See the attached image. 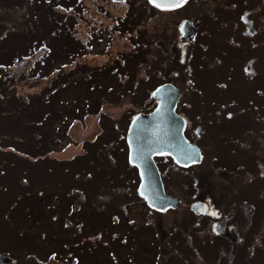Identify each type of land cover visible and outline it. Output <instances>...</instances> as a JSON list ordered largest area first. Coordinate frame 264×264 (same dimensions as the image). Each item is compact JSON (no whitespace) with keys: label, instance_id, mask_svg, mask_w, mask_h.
<instances>
[{"label":"rangeland","instance_id":"1","mask_svg":"<svg viewBox=\"0 0 264 264\" xmlns=\"http://www.w3.org/2000/svg\"><path fill=\"white\" fill-rule=\"evenodd\" d=\"M187 16L201 21L185 42ZM166 81L203 157L189 170L156 155L180 199L157 211L136 193L124 134ZM199 192L224 236L191 211ZM0 252L2 264H264V0H0Z\"/></svg>","mask_w":264,"mask_h":264},{"label":"water","instance_id":"2","mask_svg":"<svg viewBox=\"0 0 264 264\" xmlns=\"http://www.w3.org/2000/svg\"><path fill=\"white\" fill-rule=\"evenodd\" d=\"M187 23L185 19L180 24L182 34ZM150 97L156 100L154 107L148 112L134 114L127 125V160L137 169V193L149 206L163 209L175 206L177 197L165 193L153 155L167 153L176 163L186 165L198 161L200 153L197 145L185 138L184 117L175 111L179 89L171 82H163L151 90ZM190 208L202 212L205 202L196 200ZM4 258L0 253V262Z\"/></svg>","mask_w":264,"mask_h":264},{"label":"flooded vegetation","instance_id":"3","mask_svg":"<svg viewBox=\"0 0 264 264\" xmlns=\"http://www.w3.org/2000/svg\"><path fill=\"white\" fill-rule=\"evenodd\" d=\"M157 3H159L160 5H162L161 7H165V8H167V9H171V10H173V9H177L178 8V6H183L188 0H155ZM147 3H149L150 5H152L153 7H156V8H159V7H157V6H155L154 4H152L149 0H147ZM199 16H195V17H186L185 19H188L189 20V22L187 23V26H185V27H183V31H184V35H181V33H180V29H179V27H178V32H179V34L183 37V39H184V41L185 42H188V40H193L194 41V39L196 38V36L198 35V31H199V26H198V24L200 23V21H201V19L199 20ZM249 29H250V31L251 30H253V27L252 26H250L249 27ZM184 44V43H183ZM182 44V45H183ZM179 88V87H178ZM179 90H180V97H179V99H178V101H181V89L179 88ZM200 128V129H199ZM197 129H199V130H197ZM201 129H202V127L201 126H199V125H196L195 127H194V130L196 131V132H198V133H200V131H201ZM183 133H184V135H185V137L189 140V141H191V142H193V143H195V144H197L198 146H199V148H200V153H201V158L203 157V151H202V147L198 144V141L197 140H193V139H191L190 138V134H191V125L190 124H187V122H186V120H185V125H184V129H183ZM162 155H165V154H162ZM168 156V155H167ZM156 157V156H155ZM168 157H170V156H168ZM171 158V157H170ZM201 158H200V160H201ZM199 160V161H200ZM198 161V162H199ZM198 162H196V164L198 163ZM157 163V166H158V169H159V171H160V174H161V178H163L164 177V175H165V173L163 172L164 171V164L162 165L161 163H159V162H156ZM165 164L167 165L168 163L167 162H165ZM193 164L194 163H190V164H188V165H178V164H174L173 163V165H171V166H173L174 168H188L189 170H192V167L191 166H193ZM177 165V166H176ZM163 181V180H162ZM163 186H164V183H163ZM166 191V190H165ZM170 194V193H169ZM177 204L179 203V197L177 196ZM197 198H199V199H197ZM196 199H194V200H199V201H204V202H206V205H205V209H204V211L202 212V213H199V214H205L206 216H207V214L210 216L209 218V220L207 219V223H206V225H207V227L209 228V229H211V233L212 234H215V235H219L220 233H222L221 235H223L224 236V234L225 233H223V232H226V230L229 228V226H226V220L223 218V217H221V216H219L220 215V212H218V211H214V206L212 207L211 205L213 204L212 202H209V198H208V195H207V193H203L202 194V192H199L198 193V197H197ZM193 200V201H194ZM144 205L147 207V208H150L145 202H144ZM151 209V208H150ZM167 209V208H166ZM159 211V210H158ZM215 229H217V230H215ZM220 229V230H219ZM218 233V234H217ZM227 235V234H226ZM238 238V237H237ZM1 253V252H0ZM0 264H2V263H0Z\"/></svg>","mask_w":264,"mask_h":264},{"label":"trees","instance_id":"4","mask_svg":"<svg viewBox=\"0 0 264 264\" xmlns=\"http://www.w3.org/2000/svg\"><path fill=\"white\" fill-rule=\"evenodd\" d=\"M120 20H122V18H120V19H117V21H116V24L118 25V24H122V25H125V22L126 23H128L129 21H126V20H124L123 19V21L122 22H120ZM129 28V27H128ZM63 30H65V31H68V32H70L71 34H72V31H71V29H69L68 27H67V25H66V27H64V29ZM73 35V34H72ZM64 39V38H63ZM64 41H65V39H64ZM72 41V40H71ZM75 41V40H74ZM80 42L82 43V44H85L86 43V38L84 39V40H81L80 39ZM74 43V45L76 46V47H74L75 49H77V47H78V44L76 43V41L75 42H73ZM140 43H143V42H140ZM61 46H63V47H67L68 46V44H67V42H62V44H61ZM141 47H139L138 49H140ZM77 53H78V55H80L79 53H80V51L77 49ZM17 58H19V57H17ZM20 61H21V59H20ZM74 62H75V60H74ZM7 63V62H6ZM7 65H10V64H7ZM75 65V64H74ZM72 66V65H71ZM114 69H116V68H114ZM119 72V71H118ZM119 75H120V73H119ZM90 76H91V73L89 74V78H90ZM93 77H95L94 75H93ZM104 87V86H103ZM93 88H96V86H93ZM45 118H47V116L45 117ZM44 118V119H45ZM124 142H125V140H124ZM126 145V144H125ZM126 151H127V148H126ZM126 158V157H125ZM126 162H127V160H126ZM128 163V162H127ZM130 166V168L132 167L133 169H135V167L134 166H132V165H129ZM136 170V169H135Z\"/></svg>","mask_w":264,"mask_h":264}]
</instances>
